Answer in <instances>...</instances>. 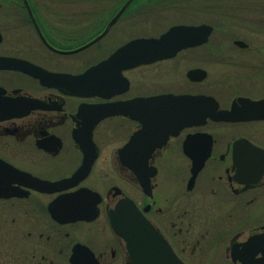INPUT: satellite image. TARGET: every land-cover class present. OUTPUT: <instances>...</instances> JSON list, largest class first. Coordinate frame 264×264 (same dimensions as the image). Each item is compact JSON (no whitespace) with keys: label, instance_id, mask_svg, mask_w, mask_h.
<instances>
[{"label":"flooded vegetation","instance_id":"1","mask_svg":"<svg viewBox=\"0 0 264 264\" xmlns=\"http://www.w3.org/2000/svg\"><path fill=\"white\" fill-rule=\"evenodd\" d=\"M26 1L0 0V264H136L122 198L183 264H264V0Z\"/></svg>","mask_w":264,"mask_h":264},{"label":"water","instance_id":"2","mask_svg":"<svg viewBox=\"0 0 264 264\" xmlns=\"http://www.w3.org/2000/svg\"><path fill=\"white\" fill-rule=\"evenodd\" d=\"M26 6H28L25 0ZM33 21L30 9H28ZM175 29H190L187 27H174L159 38L153 39H137L129 42L127 46H156L159 47L168 42H174V37L171 34ZM170 38V39H169ZM82 47H85L89 43ZM155 47V48H156ZM167 52L153 50L151 51L150 61L165 56ZM96 67L87 70L83 77L91 75ZM214 119H228V114L225 111H218L211 115ZM200 166L195 168L198 170ZM13 168V167H11ZM14 169V168H13ZM110 224L117 235L122 237L130 251L133 249V258L136 264H183L179 259L168 250V246L162 239L161 235L149 224V222L137 211L131 201L126 198L120 199L114 209L110 211Z\"/></svg>","mask_w":264,"mask_h":264},{"label":"rangeland","instance_id":"3","mask_svg":"<svg viewBox=\"0 0 264 264\" xmlns=\"http://www.w3.org/2000/svg\"><path fill=\"white\" fill-rule=\"evenodd\" d=\"M179 4H181V8L178 10V11H191L192 12V4H190V3H187V2H190L189 0H176ZM206 1H208V2H210V3H213V5L212 4H209L208 6H211V7H215V8H224L223 7V5H221V4H217V2H223V1H227V0H206ZM192 3H193V10H195L196 8H197V11L199 12V13H202V12H204V13H207V12H209V10H207V9H203V10H201V7L198 5V4H195L193 1H192ZM203 7H204V5H202ZM156 9H154L153 11H155ZM216 10V9H215ZM219 12H222V10L221 9H219ZM154 14V17H156V18H158L159 16H160V12L159 11H156V12H154L153 13ZM214 19H216V16L214 17ZM237 22H241V21H237ZM22 33H28V31L27 30H23L22 31ZM125 35H126V32H124V33H117V32H114L113 34H112V36L111 37H109L108 38V40H106L107 42V44H109L110 42H118V41H120L121 39L123 40L124 39V37H125ZM121 40V41H122ZM110 46V45H109ZM109 46H107V47H105V48H103V49H107ZM103 141H102V139L100 138V143H102ZM41 172H48V170H44V171H41Z\"/></svg>","mask_w":264,"mask_h":264}]
</instances>
